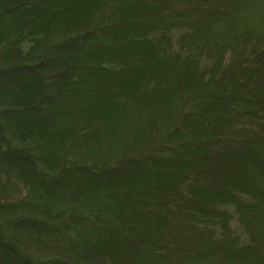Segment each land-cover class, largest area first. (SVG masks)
<instances>
[{
    "label": "trees",
    "instance_id": "obj_1",
    "mask_svg": "<svg viewBox=\"0 0 264 264\" xmlns=\"http://www.w3.org/2000/svg\"><path fill=\"white\" fill-rule=\"evenodd\" d=\"M0 264H264V0H0Z\"/></svg>",
    "mask_w": 264,
    "mask_h": 264
}]
</instances>
